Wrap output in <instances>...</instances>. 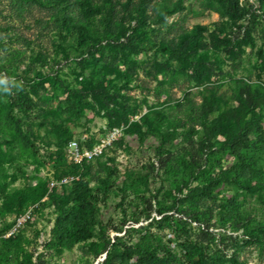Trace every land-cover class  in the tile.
Instances as JSON below:
<instances>
[{"label":"rangeland","instance_id":"1","mask_svg":"<svg viewBox=\"0 0 264 264\" xmlns=\"http://www.w3.org/2000/svg\"><path fill=\"white\" fill-rule=\"evenodd\" d=\"M0 76V264H264V0H0Z\"/></svg>","mask_w":264,"mask_h":264},{"label":"trees","instance_id":"2","mask_svg":"<svg viewBox=\"0 0 264 264\" xmlns=\"http://www.w3.org/2000/svg\"><path fill=\"white\" fill-rule=\"evenodd\" d=\"M229 8H230V6H229ZM84 42H85V32L80 29L77 32V47L81 48L83 46ZM247 94L248 93L246 91L245 96H247ZM251 98H253L254 101H256L258 106H264L263 101L258 97L257 94L255 96H252ZM19 99H20V106H25L26 105V95L23 93H20ZM11 104L12 103L9 102L8 106H5L1 109V114H2L3 119L6 121V123H8V125L11 128L12 134L16 138L22 139L28 145H32V141L29 139L28 133L22 131V129L19 125V122L17 121L16 118H14L12 116ZM81 163H80V165H81ZM248 191L250 194L254 193L253 189H248ZM78 227L79 226L76 224H69L68 226L61 225V227H60V230H61L60 241L66 242V241H69L71 239H74L76 237V235L79 233ZM1 234H0V242H5L9 239L8 236H7L8 238H5V236H3V234L2 235ZM115 239H117V238L115 237ZM180 246L182 249L181 256L185 259L187 264H210L209 262H207L204 259L201 248L199 246H197L195 243L186 242V243H182ZM150 248H151V245L138 242V243H135L132 247L125 248V250H123V252L120 253V256L122 258H124L127 253H131V254H136L137 257L142 259V260H147L149 257V254H150ZM157 249L162 253L163 258L169 259L170 261H173L177 264H183L180 257L177 256L176 254L172 253L167 247H165L163 245H158ZM108 260H109V255L108 256L105 255L103 264H107Z\"/></svg>","mask_w":264,"mask_h":264},{"label":"built area","instance_id":"3","mask_svg":"<svg viewBox=\"0 0 264 264\" xmlns=\"http://www.w3.org/2000/svg\"><path fill=\"white\" fill-rule=\"evenodd\" d=\"M146 111V108H142V113ZM122 125H114L112 126L104 135H101L97 142L92 145L89 149H82L77 148L75 145L70 147L69 149V156L72 158L73 162L77 165H80L83 161H88L91 158L99 155L103 149L108 147L111 143L116 141L119 138V135L121 134ZM76 180V177L71 174H66L61 176L56 181H50L49 187L52 188L57 185H64L69 184ZM30 218L29 211H25L22 214H19L14 219L13 224L11 227L4 233L3 236L7 237L11 235L14 231H16L19 227H21L25 221H27Z\"/></svg>","mask_w":264,"mask_h":264},{"label":"clouds","instance_id":"4","mask_svg":"<svg viewBox=\"0 0 264 264\" xmlns=\"http://www.w3.org/2000/svg\"><path fill=\"white\" fill-rule=\"evenodd\" d=\"M7 83H8V79L5 78V77H3V76H0V86H6ZM3 91H4V92H10L11 90L8 89L7 87H4V88H3Z\"/></svg>","mask_w":264,"mask_h":264}]
</instances>
